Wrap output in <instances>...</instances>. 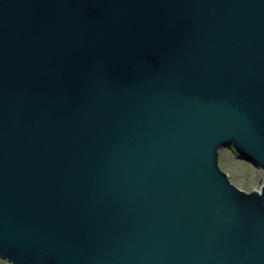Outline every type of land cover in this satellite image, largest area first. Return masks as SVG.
Here are the masks:
<instances>
[{
    "label": "water",
    "instance_id": "water-1",
    "mask_svg": "<svg viewBox=\"0 0 264 264\" xmlns=\"http://www.w3.org/2000/svg\"><path fill=\"white\" fill-rule=\"evenodd\" d=\"M264 0H0V259L264 264Z\"/></svg>",
    "mask_w": 264,
    "mask_h": 264
},
{
    "label": "rangeland",
    "instance_id": "rangeland-1",
    "mask_svg": "<svg viewBox=\"0 0 264 264\" xmlns=\"http://www.w3.org/2000/svg\"><path fill=\"white\" fill-rule=\"evenodd\" d=\"M220 166L223 171L231 176L233 184L246 192L259 190L264 182V173L262 171L249 164L244 165L237 161L229 149L220 151ZM0 264L8 263L0 260Z\"/></svg>",
    "mask_w": 264,
    "mask_h": 264
},
{
    "label": "trees",
    "instance_id": "trees-1",
    "mask_svg": "<svg viewBox=\"0 0 264 264\" xmlns=\"http://www.w3.org/2000/svg\"><path fill=\"white\" fill-rule=\"evenodd\" d=\"M234 156H236L237 158L239 157L238 154H236L235 152H232Z\"/></svg>",
    "mask_w": 264,
    "mask_h": 264
}]
</instances>
